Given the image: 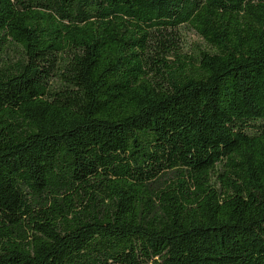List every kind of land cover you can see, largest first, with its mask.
I'll list each match as a JSON object with an SVG mask.
<instances>
[{
	"label": "trees",
	"instance_id": "trees-1",
	"mask_svg": "<svg viewBox=\"0 0 264 264\" xmlns=\"http://www.w3.org/2000/svg\"><path fill=\"white\" fill-rule=\"evenodd\" d=\"M0 264H264V0H0Z\"/></svg>",
	"mask_w": 264,
	"mask_h": 264
},
{
	"label": "rangeland",
	"instance_id": "rangeland-1",
	"mask_svg": "<svg viewBox=\"0 0 264 264\" xmlns=\"http://www.w3.org/2000/svg\"><path fill=\"white\" fill-rule=\"evenodd\" d=\"M180 34L183 52L190 53L195 45L204 46L202 39L191 28L181 27Z\"/></svg>",
	"mask_w": 264,
	"mask_h": 264
}]
</instances>
